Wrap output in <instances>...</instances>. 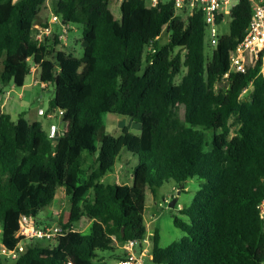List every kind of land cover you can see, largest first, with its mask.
I'll return each instance as SVG.
<instances>
[{
  "label": "trees",
  "instance_id": "obj_1",
  "mask_svg": "<svg viewBox=\"0 0 264 264\" xmlns=\"http://www.w3.org/2000/svg\"><path fill=\"white\" fill-rule=\"evenodd\" d=\"M52 3L64 23L83 27L82 57L59 46V27L54 38L36 39L46 0H0V87L21 88L32 68H40V81L55 93L48 112L62 111L65 125L54 142L41 121L0 113V246L14 249L23 240L16 236L23 215L41 226L39 216L59 189L69 202L67 221L58 220L68 231L56 245L28 243L11 264L116 263L126 242L146 238L147 192L155 195L169 182L182 192L190 178L202 181L181 210L190 222L174 218L186 236L162 247L155 233L152 263L264 264L257 208L264 198V78L250 71L222 80L251 20L250 1L232 10L229 33L221 32L215 48L205 41L202 13L183 20L172 2L150 8L144 0H123L120 20L109 11L111 0ZM107 113L139 123L140 135L124 128L98 146ZM123 150L138 159L131 186L105 181ZM85 218L88 228L74 229Z\"/></svg>",
  "mask_w": 264,
  "mask_h": 264
},
{
  "label": "rangeland",
  "instance_id": "obj_2",
  "mask_svg": "<svg viewBox=\"0 0 264 264\" xmlns=\"http://www.w3.org/2000/svg\"><path fill=\"white\" fill-rule=\"evenodd\" d=\"M121 2L118 0H111L109 11L111 15L117 19H121ZM53 13V3L52 0H47L46 5L42 8L41 13L36 18V22L43 21L45 25L48 23V20L52 17ZM229 23L223 24L221 27L222 33H229ZM53 27H56L57 24L52 23ZM83 27L81 25H72L71 29L67 35L68 44L71 50H68L64 45V50L67 52H73V54L80 58L83 55V48L81 45V38H82ZM160 40L163 44L167 43L169 40V34L167 32V28H165L160 36ZM3 70L2 64H0V74ZM39 79L37 72L27 76L25 85L21 88L16 87L15 92L13 93L12 98V114L14 117L18 112H29L30 110H38L42 108L43 110L47 111L51 108L50 101L55 97L54 88L49 86V90H45L42 87L41 83H34V79ZM180 80V78H178ZM251 91V90H250ZM250 91L246 92L242 95L243 99L249 98ZM19 93H22V97H19ZM33 111V112H34ZM51 114L54 116L53 118H46L43 115H38L43 124V128L49 132L50 127L52 125L61 126L63 123L62 118L58 116V113L55 111H50ZM181 118L184 117V111H180ZM231 126V136L230 140L232 142H236L238 140L237 134V124L234 119L230 121ZM126 128L131 134L140 135L141 132V125L131 118L122 116L119 114H110L107 113L103 117V125L98 133L97 137V145L100 146L101 138L106 134H111L113 136H119L122 133V130ZM212 132H208V136L210 137ZM138 159L133 157L130 153L126 150H123L120 154V157L117 159L116 165L113 168V171L109 173L105 181L106 182H117L119 184H127L131 186L133 183V169L136 166ZM202 181L198 180L197 178H190L184 184V190L179 192V186H177L174 182H169L164 184L161 188L156 190V194L154 195L150 191L147 192V199H146V207H145V222L147 227V234L146 238L150 241L149 249L152 247L153 243V236L155 233L159 235V244L162 247L169 246L174 242L180 241L186 234L177 228L174 225V218L178 217L186 222H190V219L187 216H184L181 213L182 209H186L190 206L193 199L198 194ZM62 196V189L58 190L57 199ZM176 200V205L174 207L170 206V203ZM165 202V206H164ZM62 203H65L62 204ZM65 212L63 214L62 221L65 222L68 219V208L69 202L68 199L64 198L59 205L49 206L44 212L39 216L44 217L45 215H49L54 220V223L57 222L55 219L53 211L55 209H62ZM40 221V225H42ZM88 219H83L80 222H76L75 225L77 226V230H86L89 226ZM51 225V224H49ZM45 246H54L56 245V241H38ZM146 246V244L144 245ZM122 250L119 249L117 252ZM103 255H109L110 252L102 253ZM11 264V261L5 263ZM108 264H115L113 262L108 261ZM148 264H154L152 262H148Z\"/></svg>",
  "mask_w": 264,
  "mask_h": 264
},
{
  "label": "built area",
  "instance_id": "obj_3",
  "mask_svg": "<svg viewBox=\"0 0 264 264\" xmlns=\"http://www.w3.org/2000/svg\"><path fill=\"white\" fill-rule=\"evenodd\" d=\"M16 1V0H15ZM122 3L123 0H118ZM148 7L157 8L162 4L172 2L176 16L183 20L192 17L196 12L203 15L205 22V41L209 47L215 48L221 36V27L223 24L230 23L232 10L238 5L241 0H144ZM252 4V17L246 29L245 35L240 43L230 52L229 62L230 67L227 73L222 77L223 81L229 79L232 73L247 74L254 73L255 77L264 78V0H249ZM47 3V0H46ZM48 21V25L36 24L34 29L36 31V39L43 43L46 39L55 37L54 27L52 23L57 24L59 32L57 39L60 41V47H64L67 42V35L71 29V25L64 23L60 17L53 14ZM229 25V24H228ZM154 51V50H153ZM37 67L32 68L31 74L36 72ZM34 83H41L43 88L47 85L42 83L39 79H34ZM253 81L244 88L241 97L246 92L252 89ZM58 116L62 117L63 112H57ZM40 115L46 118H53L51 112H46L43 109L39 111ZM59 127L52 125L48 132L49 138L57 142L61 135ZM165 206V202H164ZM261 219L264 222V198L257 206ZM57 222L51 225L38 226L36 220L32 216L23 215L20 219V228L16 236L23 240L14 248L0 246V259H8L16 261L21 254L25 252L28 243L36 241H57V239L64 235L68 230L58 222L63 216V209H55L53 211ZM146 244V246H144ZM150 241L145 238L140 243L131 240L122 246L124 258L115 264H148L153 261L151 249H149ZM68 264H72L69 262Z\"/></svg>",
  "mask_w": 264,
  "mask_h": 264
},
{
  "label": "crops",
  "instance_id": "obj_4",
  "mask_svg": "<svg viewBox=\"0 0 264 264\" xmlns=\"http://www.w3.org/2000/svg\"><path fill=\"white\" fill-rule=\"evenodd\" d=\"M49 21V20H48ZM38 23H40V24H43V21H41V22H37L36 24H38ZM56 28H58V26H56ZM67 42H68V39H67ZM65 43V47L68 49V50H71V48H70V46H69V44L68 43ZM36 72H37V75H38V77H40V68H36ZM15 86H10V87H7V88H2V87H0V113H6V114H9L10 116H11V118L13 119V120H16L18 117H19V115L21 114V113H25V115H26V118L30 121V122H34V121H41L39 118V111H40V109H42V108H40L39 109V111L38 110H36V111H32V110H30L29 112H25V111H22V112H18L17 114H16V116L14 117V115L12 114L13 112H12V109H13V104H12V98H13V93L15 92ZM45 90H49V86L48 87H46V88H44ZM19 97H22V93H19ZM45 111V110H44ZM46 112H48V110L46 111ZM57 127H59V129L61 130V131H63V129H64V127H65V125L64 124H62L61 126H57ZM113 183V182H112ZM64 198H66V196H65V193H64V191L62 190V196L61 197H59L58 199L56 198V200L53 202V206H55V205H59V203L60 202H62V200L64 199ZM67 199V198H66ZM62 204H64L65 205V203H62ZM51 205V206H52ZM63 209V208H62ZM64 212V211H63ZM64 214H65V212H64ZM67 214H68V216H69V210H68V212H67ZM62 219L64 218L63 216L61 217ZM144 219H145V217H144ZM39 221H42L41 223H42V225L41 226H45V225H49V224H52L53 222H54V220H52V217L51 216H49V215H45L44 217H41V219H39ZM89 221V220H88ZM90 224V221L88 222V225ZM88 227V226H87ZM74 229H76L77 230V226L75 225L74 226ZM79 231H84V230H79ZM0 232H1V230H0ZM39 245H43V244H41V243H39Z\"/></svg>",
  "mask_w": 264,
  "mask_h": 264
},
{
  "label": "water",
  "instance_id": "obj_5",
  "mask_svg": "<svg viewBox=\"0 0 264 264\" xmlns=\"http://www.w3.org/2000/svg\"><path fill=\"white\" fill-rule=\"evenodd\" d=\"M180 193V191L178 192V194ZM174 205H176V200H173L171 203H170V206L171 207H174Z\"/></svg>",
  "mask_w": 264,
  "mask_h": 264
}]
</instances>
